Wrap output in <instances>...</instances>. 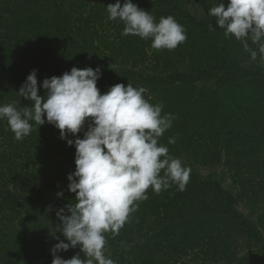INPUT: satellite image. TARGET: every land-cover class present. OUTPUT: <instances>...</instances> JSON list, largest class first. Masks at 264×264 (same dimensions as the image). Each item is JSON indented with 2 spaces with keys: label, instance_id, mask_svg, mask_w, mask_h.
I'll use <instances>...</instances> for the list:
<instances>
[{
  "label": "trees",
  "instance_id": "1",
  "mask_svg": "<svg viewBox=\"0 0 264 264\" xmlns=\"http://www.w3.org/2000/svg\"><path fill=\"white\" fill-rule=\"evenodd\" d=\"M132 2L156 22L173 16L187 30L186 42L157 50L151 39L122 35L124 23L108 19L107 6L116 0H0V105L31 106L18 92L34 69L41 96L45 78L73 67H99L101 94L116 84L145 88L144 98L162 104V115L175 116L158 143L191 169L190 180L184 191L173 184L156 194L150 187L119 235L105 233L110 257L116 264H264L259 45L248 40L258 53L252 60L242 42L218 28L208 10L221 0ZM30 123L33 131L17 141L7 120H0V264H52L59 241L51 229L61 223L56 211L76 203L67 179L76 168L75 147L54 125ZM169 137L176 142L169 144ZM215 167L228 169L233 189L200 173ZM78 253L83 259L79 247L58 255Z\"/></svg>",
  "mask_w": 264,
  "mask_h": 264
},
{
  "label": "clouds",
  "instance_id": "2",
  "mask_svg": "<svg viewBox=\"0 0 264 264\" xmlns=\"http://www.w3.org/2000/svg\"><path fill=\"white\" fill-rule=\"evenodd\" d=\"M108 19H119L125 25L122 35L151 39L157 50H174L187 40V30L173 16L161 17L140 9L132 0H120L107 6ZM216 19L224 35L242 42L243 48L257 59V51L248 40L259 45L264 60V0H229L208 10ZM209 30L215 28L209 25ZM38 70L26 78L18 94L31 101L21 109L15 102L0 105V120L6 119L17 141L33 131L34 121L42 126L46 122L60 130V138L74 146L75 171L68 174V190L75 194L76 203L59 208L56 215L61 221L58 231H52L59 242L51 249L52 264H116L106 249L105 233L117 236L139 201L147 200L151 187L156 194L168 190L173 184L184 191L190 180L191 169L180 158L169 154L159 139L172 127L175 116L162 115V104H151L144 98L146 89L116 84L101 94L97 86L101 69L73 67L62 76L45 78L46 90L39 94ZM46 117V119H45ZM88 130L83 138L78 134L86 121ZM69 135L76 138L69 139ZM169 137L168 143L174 144ZM63 197V192H58ZM48 211H52L49 206ZM60 232L68 242L55 233ZM122 246L124 242H121ZM79 247L83 253L64 259L58 253Z\"/></svg>",
  "mask_w": 264,
  "mask_h": 264
},
{
  "label": "rangeland",
  "instance_id": "3",
  "mask_svg": "<svg viewBox=\"0 0 264 264\" xmlns=\"http://www.w3.org/2000/svg\"><path fill=\"white\" fill-rule=\"evenodd\" d=\"M195 11V10H194ZM200 173L202 175H208L209 173H212L214 175H216L220 180L221 182L223 183V185L228 188V189H233L232 187V183L231 181L229 180V176H228V169L226 167H215L213 168L212 170L208 171V170H205V169H200ZM242 212L244 213H247L246 211V208H244L243 205H240V208H239Z\"/></svg>",
  "mask_w": 264,
  "mask_h": 264
}]
</instances>
